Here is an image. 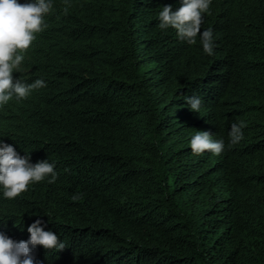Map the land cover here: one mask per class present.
I'll return each instance as SVG.
<instances>
[{"label": "trees", "instance_id": "1", "mask_svg": "<svg viewBox=\"0 0 264 264\" xmlns=\"http://www.w3.org/2000/svg\"><path fill=\"white\" fill-rule=\"evenodd\" d=\"M181 3L52 0L13 73L46 86L0 106V141L57 174L0 188V231L27 241L40 220L66 246L36 264H264V0H211V56L159 27ZM197 131L223 152L193 154Z\"/></svg>", "mask_w": 264, "mask_h": 264}, {"label": "clouds", "instance_id": "2", "mask_svg": "<svg viewBox=\"0 0 264 264\" xmlns=\"http://www.w3.org/2000/svg\"><path fill=\"white\" fill-rule=\"evenodd\" d=\"M211 0H182L181 6L173 10L171 5H165L159 12V27L176 30L178 37L188 44H196L197 36L204 52L213 54V33L211 29L201 32L203 16L210 9ZM52 0H30L20 3L19 0H0V106L7 104L15 97L16 100L26 99L30 93L41 87L45 82L37 79L26 83L14 79L13 73L19 72L25 53L36 39V34L42 32L47 25L45 16L52 10ZM67 12V8H65ZM186 103L190 110L199 112L201 101L197 97H188ZM245 123H233L229 132L230 143H238L243 138L242 129ZM224 141H214L207 131H197L190 140L193 154L200 155L211 152L220 155L224 150ZM55 166L47 160L35 164L30 162L28 155L21 156L16 149L0 141V188L3 196L12 200L28 191L29 186L51 177L49 183H54L57 174ZM73 199H76L74 196ZM27 231V241H15L0 231V264H36L32 249L40 246L46 251H63L65 244L53 231H45L41 221L36 220Z\"/></svg>", "mask_w": 264, "mask_h": 264}]
</instances>
